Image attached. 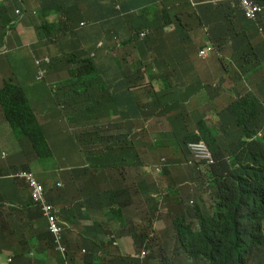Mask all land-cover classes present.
<instances>
[{
  "label": "crops",
  "instance_id": "1",
  "mask_svg": "<svg viewBox=\"0 0 264 264\" xmlns=\"http://www.w3.org/2000/svg\"><path fill=\"white\" fill-rule=\"evenodd\" d=\"M203 1L216 3L219 0H0V4L7 6L8 15L13 17L14 23V28L7 31L4 45L1 47L5 49L0 53L1 83L4 79L12 77L25 86L31 105L38 116L33 123L39 128L44 127L50 144L53 140L62 144L55 152L56 155L68 156V160H71L67 167L57 169L62 171L57 177V185L60 182L64 185L65 181L64 186L74 190V194L69 196L65 203L63 198L57 197V202H61L62 206L67 207L76 201H89L90 195L84 188L92 192L100 191L108 184L105 179L111 176L112 171L118 172V168L110 167L109 163L98 161L97 153L105 147H97L93 144L87 147L77 144L67 146L63 144L65 139L74 138L75 131L80 130H86L92 139L111 135L110 138L126 136L129 135L128 124L137 129L149 123L146 111L153 102L141 98L137 92L130 89L129 76L137 75V71L125 66L122 58L127 56L123 50L116 49L120 41L114 39L125 38L129 27L135 28L134 23L140 32H149L156 25L163 26L172 40L169 41V49L163 51L160 57L175 59L177 58L174 47L175 37L179 36L176 27L185 26V21L190 18L193 7ZM19 8L24 12L21 18L16 13V9ZM51 11L65 14L67 22L81 40L83 47L76 59L87 58L93 53L95 60L87 66L80 67L49 65L44 80L39 81L36 78L38 68L35 60L41 55L35 48L33 23ZM0 25H3L1 21ZM163 48V39L159 38L158 49L162 51ZM200 71L199 64L196 66V73ZM190 94L191 91H187V95ZM158 95L163 100L161 103L163 113L168 116L173 113L172 108H174L165 110L169 103L168 99H171L170 103L176 106L179 103L177 95L182 96L183 93L171 88L158 90ZM128 102L130 107L127 105ZM74 116L78 121L71 120ZM116 118H121L124 124H116L114 122ZM70 122H86V124L71 125ZM231 124L233 130L235 122ZM10 139H14L13 130L5 120L0 107V141ZM101 141L103 142V139ZM21 161L19 152L13 161L0 160L2 173L0 176V264H32L33 262L32 258L22 261L15 252V242L27 233L24 223L16 222L9 212L10 206L22 202L21 197L24 200L28 199L31 191L26 180L19 178L20 180L17 179L15 182L4 173L3 169L7 166L15 168ZM53 161H50L51 168L33 167L35 162H32L31 169L37 175L43 176L46 181L45 175H50L52 168H58L57 163ZM76 165L82 169L69 172L70 175L67 176L64 170ZM108 189L110 188L103 190ZM14 200L18 202H13ZM27 204L28 202L23 205ZM92 204L105 221L109 219L110 223L117 222L115 233L118 243L110 244L106 254H103L101 249L98 254L110 258L111 253H132L135 249L134 240L126 227L121 225L120 217L113 216L108 209H102L96 200ZM123 216L127 217L125 212ZM82 234L81 231L74 233L75 238L83 240ZM97 262L112 264L107 259ZM74 263L82 264L78 258Z\"/></svg>",
  "mask_w": 264,
  "mask_h": 264
},
{
  "label": "trees",
  "instance_id": "2",
  "mask_svg": "<svg viewBox=\"0 0 264 264\" xmlns=\"http://www.w3.org/2000/svg\"><path fill=\"white\" fill-rule=\"evenodd\" d=\"M233 9L234 13L241 18L244 28L255 35L258 31L257 22L246 18L237 3ZM205 14L207 16H204ZM191 16L196 22H208L212 17V12L206 10L204 5H198L193 7ZM260 23L264 25L262 19ZM41 30V27L36 29L37 37H40ZM0 90H2L0 102L3 103L5 109L1 105L0 107L7 123L9 124V118L21 135H28L36 145H42L41 131L35 130L39 126L33 123L35 118L26 104L22 91L14 86L13 78L4 79ZM170 101L171 99H168L169 103L165 110L175 107L174 103H170ZM241 103L246 104L253 114L244 117L238 106H235L234 116L231 113V119L235 118L236 120L235 125L232 132L223 135L228 144L226 149L228 156L221 165L214 166L217 182L207 186L210 200L205 204L196 203L187 212L178 214L174 218L173 230L168 237H164L163 233L148 225L139 228L129 218L127 222L122 212L123 208L130 204L127 188L93 192L100 205L115 207L109 213L120 217L121 224L128 227L136 249L142 248L144 244H147L151 249L146 264H160L159 259L166 253L174 251L182 254L184 258L187 256L184 259V264H250L251 255L264 247L262 231L264 224V107L253 99H245ZM176 120H179L181 124L175 126ZM165 122L176 127L178 131L184 132V142L205 138V133L214 135L209 131L206 121H204L205 126L200 122L193 125L190 117L183 112L169 114L166 116ZM185 122L188 123L185 124ZM248 125H250V131L247 133ZM216 129L218 128L216 127ZM253 130L257 131L256 135ZM237 132H246L247 134H241V139L233 141V134ZM76 136H80V134L77 133ZM111 136L103 138L106 148L101 150L97 159L101 163H109L111 167L118 168L121 156L115 151L114 146L107 144ZM248 136L251 137L244 138ZM127 144L128 141L124 146ZM72 145L74 144L72 143ZM208 145L212 152L221 147L219 140H212L208 142ZM227 154L217 157L218 160L219 158L223 159ZM53 155V150H50L39 158L49 160L53 159ZM198 171L211 178L210 168H200ZM9 173L6 174L9 175ZM0 176H2L1 172ZM10 178L15 182L19 179ZM46 198L48 202L54 203L55 191L47 188ZM21 200L22 202L10 206L9 210L12 216L15 213L24 219V229L27 233L14 244L19 259L26 261L29 260L28 258H32V264H75L77 253L74 243L66 237L59 243L48 229L38 227L37 212L31 193L28 199L24 200L21 197ZM213 200L221 201L226 212L209 218L208 203ZM13 202H18V200ZM26 202L28 204L24 206L23 204ZM63 213L64 215L60 214L65 220H72L66 210ZM150 215V210H147L142 221H151ZM189 215L190 218H188ZM102 227L101 224L98 227L91 226L83 232V241L87 250L79 258L82 264L97 262L98 250L104 246L101 235L106 233ZM90 234L94 236L90 237ZM110 255L120 264H141L139 259L132 256L121 253H111ZM189 256L192 259H189Z\"/></svg>",
  "mask_w": 264,
  "mask_h": 264
},
{
  "label": "rangeland",
  "instance_id": "3",
  "mask_svg": "<svg viewBox=\"0 0 264 264\" xmlns=\"http://www.w3.org/2000/svg\"><path fill=\"white\" fill-rule=\"evenodd\" d=\"M187 19L191 23L190 29L193 37L179 43L178 51L180 55L194 54L199 45L204 41L202 29L196 25L195 20L192 18ZM133 26L135 27L134 34L137 35L138 29L136 23ZM160 29L159 27H154L151 30L150 36L146 39L141 40L137 38V47L132 44L123 47V51L129 56V61L127 62H134L139 67L145 68L146 74L144 77L139 78L133 84L134 86H139L134 91L141 98L153 103L149 105V109L146 111L149 123L137 129L135 126L128 124L127 131L132 137L127 139L128 144L126 146L122 145L117 148V152L121 156L123 164H126L131 152L135 149L134 144H136L137 150L142 155V165L139 169H130L128 167L122 170V173L112 171L111 176L105 179L108 184L104 185L102 189L110 188V190H113L121 182L123 186H128L131 190V196L129 206L127 205L125 207L127 217L139 228L143 225H148L163 233L164 237H168L172 233L173 221L178 214L187 212L196 203L205 204L210 200V192L207 186L209 184L214 185L217 182L214 166L221 165L227 159L228 154L222 160L208 165L211 178L206 177L205 173H199L198 170L205 168L207 165L203 163L200 168H196V165L193 164L194 159L192 154L187 150L184 143V132L178 131L176 127H172L165 122L166 115L161 108L163 100L158 95V90H163L165 87L171 86L174 90L182 92V96L177 95L179 103L172 108V111L185 113L190 117L193 125L197 122V117L201 116H205L210 124L217 123V114L219 112L221 116H225L226 118L230 117L231 113L228 110L229 103L240 107L242 115L248 117L253 112L249 111L246 104L238 102L234 98L250 88L257 93V99L264 104V52L260 53L259 57L254 54L252 60L258 65L259 71L249 77H242L232 69L234 60L231 58V50L228 46L222 50L224 57L221 60L227 69L222 68L218 56L213 55L202 62L200 73L195 74L193 73L194 65L191 58H179L176 60L177 64L174 65L171 59L155 58L154 54L149 53V50L154 44L157 43L158 46L159 38H162L163 45H166L168 37L161 33ZM262 33L264 34V31ZM261 40H263L262 34L255 35L254 41L256 43ZM131 55L135 56L130 58ZM197 59L200 58L197 56ZM199 81L204 83L202 87L199 85ZM189 90L191 91L190 96L187 95V91ZM0 95H2V90H0ZM71 120L78 121V118L74 116L71 117ZM187 123L185 122V124ZM174 124L178 126L181 123L179 120H176ZM232 126V124L225 125L223 130L228 131ZM43 129L44 127H37L35 130L43 131ZM246 129L248 133L250 131V125ZM80 132L82 131H79L80 136L77 140L68 138L65 140V145L74 146L76 142L80 145H86L87 142L92 141L90 137H87L86 134L82 135ZM247 133L237 132L233 134V141L241 139L240 135ZM156 135L162 136L157 137ZM214 135L206 133L205 140L210 142L212 140L223 139L221 135ZM13 136L14 139L0 141V160L13 161L17 158L20 145L14 132ZM196 141L193 139L191 143H195ZM51 146L53 153L61 147L57 140H53ZM195 149L197 148L195 147ZM2 153H4L3 157ZM162 157H165L167 160L164 171L161 173L150 171L149 168H152ZM30 162H35L33 167H52L51 162L46 160H30ZM58 163V168H52L50 175H45L46 181L43 179V176L37 175L34 172L46 187H56L57 177L62 172L57 169L61 167L65 168L69 165L61 156L59 157ZM22 168L31 169V165L27 163L25 166L24 164H19L15 168L13 166H7L3 169L4 173H8ZM64 172L68 176L71 171L70 169H65ZM61 178L64 181L63 177ZM64 185L58 187H60L59 190H64L60 198H63L64 202H66L69 196L74 194V190L72 188H66ZM170 188L175 189L176 192L173 190L169 192ZM76 205L77 203L74 204V206ZM86 210H89V208H86ZM147 210H150L151 215L149 219L151 221H142V217ZM12 217L19 223L24 222V219L15 213ZM95 217L98 220L105 221L98 212ZM190 217L189 215L188 218ZM60 219L63 220L61 217ZM82 222H85V220H82L73 229L65 228V237L74 243L76 251L80 250L81 253H79V256L84 253L81 249L85 244L81 239L75 238L74 233L77 229L82 230L83 226L81 224H84ZM115 225L114 223L108 226L106 224V230L108 232H116L117 227ZM262 231L264 233V224ZM141 249L147 250L146 257L142 259V263L146 264L147 257L151 254V249L147 244H144ZM185 258L182 254L174 251L166 253L158 262L160 264H184ZM189 259H192L191 256H189ZM249 263L264 264V247L251 255Z\"/></svg>",
  "mask_w": 264,
  "mask_h": 264
},
{
  "label": "clouds",
  "instance_id": "4",
  "mask_svg": "<svg viewBox=\"0 0 264 264\" xmlns=\"http://www.w3.org/2000/svg\"><path fill=\"white\" fill-rule=\"evenodd\" d=\"M253 1L260 4L263 8L257 19H251V18H248L246 16L244 9L241 6L242 0H219L216 3L210 2V1L200 2L196 6L204 5L206 10L212 12V17L208 22H196L195 21L196 25L202 29V36H203V40H204L203 43L201 45H199L196 52L194 54H190V55H187V54L180 55L179 51H178L179 43L193 37L192 33H191V29H190L191 23L187 19L185 21V26H177L176 27V32L179 35V36L175 37L176 43L174 45L175 51H176L175 54L177 55V58L172 59V58L160 57L163 54L162 53L163 51L169 49V46H170L169 41H171L172 38L166 33L165 28L163 26H159V25H156L155 27L161 28L160 29L161 33H163L164 35H167V37H168L166 45H164L163 50L160 51L158 49V46L156 43L151 47V49L149 50V53L154 54L155 58L171 59V60H173L174 65L177 64L176 60H178L179 58H183V59L191 58L193 61V65H194L193 73L199 74V73H196V66L199 64L201 66L202 62L205 59H208L209 57H211L213 55H217L221 67L224 69H227L226 67H224L221 60L224 57L222 50L228 46L231 50V58H232V60H234V64L232 66V69L242 77H249L252 74L259 71L258 65L256 64V62L254 60H252L254 54L257 57H259L260 53L264 52V34L262 33V31H264V25L260 23L261 19L264 21V0H260V1L259 0H253ZM236 3H237V6L243 10L246 18H248L249 20L257 22L258 31L255 35L262 34L263 40L256 43L254 41L255 35H252L247 29L244 28V24L241 23V18L234 13L233 6ZM8 11L9 10H8L7 6H5L4 4H0V21L3 23V25H0V53L5 51V49L1 48V47L4 45V39H5V36L7 34V31L14 28L13 17L8 15ZM16 13L18 14V16L20 18L24 16L23 9H21V8L16 9ZM223 14H225V15H223ZM204 16H207V14H205ZM190 18L195 20L191 16V13H190ZM206 26H208V28H206ZM38 27L42 28V30L40 32V37H37L36 29ZM33 29L35 32V48H36L37 53H39L41 55V57H39L35 60V63H36L37 68H38L37 76H36L37 80H39V81L44 80L45 76L47 75L49 65L57 64V65L66 66V67H80V66H87L88 64L94 62L95 59L93 57V55H94L93 53H91L87 58L76 59L77 55L82 50L83 45H82V42L79 39L77 33L75 32L74 28L71 26V24H69L67 22L65 14H63L62 12L51 11L47 15L37 19L33 23ZM134 32H135V28L131 29L129 27L128 34L125 38L120 37L118 39H114L115 41H117V40L120 41V45L116 49L117 50H119V49L123 50V47L125 45H128V44H132V45L137 47V38H139L141 40L146 39L150 36V33H151V31H149V32L138 31L137 35H135ZM152 41L155 42V40H153V39H152ZM197 56L200 59H197ZM130 58H132V57H130ZM228 58H230V57H228ZM122 61L125 64V66H127L128 68H134L137 71V75L135 74L133 76H131V75L129 76L130 89H132V91L135 92L134 90L136 88H138L139 86H134L133 84L139 78L144 77V75L146 74L145 68L139 67L137 65V63L127 62V61H129V56L122 58ZM1 77H2V65L0 62V86L3 84V82L1 83ZM13 80H14V86L18 87L22 91V94L25 98L26 104H27L29 110L31 111L32 115L36 119L38 116H37L33 106L31 105V102L29 100L25 86L22 85L20 82L16 81L14 78H13ZM199 85L202 87L204 85V83L199 81ZM171 88H172L171 86H167L164 89L170 90ZM256 94H257L256 92H254L250 88H248L244 93L237 95L234 98V100H236L238 102H242L245 99H253L256 102H258L260 106L264 107V104L257 99ZM0 105L4 108L2 102H0ZM127 105H128V107H130L129 102L127 103ZM228 110L234 116V111L236 110L235 105L229 103L228 104ZM217 117H218L217 123L210 124V122L207 120V118L205 116L197 117V122H200L204 125V121H206V123L208 124L209 131L213 132L216 135L218 134V135L223 136L229 132H232V128L228 131H224L223 127L225 125L231 124V122H236L235 118H233V120L231 119V116L226 118L225 116H221L220 112L217 114ZM8 121H9V126L11 127L13 132L15 133L17 140L19 142V145H20L19 153L21 155V160H22L20 164H22V165L24 164V166H25L26 163L27 164L31 163L30 160L38 161L39 157L42 154H44L50 150H53L52 146H51V144H50V142L46 136L44 129H43V131H41V136L43 138V144L42 145H36L35 142L33 141V139H31L28 135H25V136L21 135L19 133V131L11 123L9 118H8ZM114 122L116 124H119V125L124 124V121L121 118H116L114 120ZM70 124L71 125H78V124L79 125H85L86 122H76V123L70 122ZM216 127L218 129H216ZM80 131H82V132H80V133H82V135L86 134V136L89 137L86 130H80ZM77 133H79V131L78 132L75 131V134H77ZM256 133H255V135H256ZM128 134L130 136L129 135L114 136V137L110 138V140L107 144L110 146H114L115 151L117 152V148L124 145L126 143L127 139L132 137L130 133H128ZM250 137L251 136L244 137V138H250ZM78 138H79V136H75L74 138H71V139L77 140ZM102 139L103 138L92 139V141L87 142L86 145H80L77 142L75 144H77L79 146H84V147H87L89 144H93L97 147H105L106 148V144H104L101 141ZM65 140L63 141V144H65ZM218 140H219V144L221 147H219V149H214L213 152L211 151V149L208 145V142L205 140V138H201V139L197 140L195 143H191V140L184 142L187 150L192 154V157L194 159L193 164L196 165V168H200L203 163L207 165L206 167H208V165H212L214 162L218 161L217 157H220L224 154H227L226 149L228 148V144H227L226 139L223 137V139H218ZM60 145H62V144H60ZM134 146H135V149L133 152H131L129 160L126 164H123L122 158L120 159V166L118 167V172L122 173V170H124L128 167L130 169H139L141 167L142 155L137 150L136 144H134ZM27 147H28V149H27ZM195 147L197 149H195ZM100 153H101V151H99L97 153V155ZM53 154H54L53 155L54 161H53V159H49L46 161L56 162L57 165L59 166L58 160H59L60 156L56 155L55 152ZM3 155H4V153H3ZM55 157H56V159H55ZM61 158L65 159L66 163H68L70 165L71 161L68 160V158H69L68 156H61ZM190 163H191V161H190ZM166 164H167L166 158L162 157L156 164H154L152 166V168H149V170L161 173L164 171V167ZM112 168H116V167H112ZM79 169H82V168H80L79 166L76 165V166H73V168H70V171L75 172L76 170H79ZM21 170H28V171L33 172L30 168H22L20 170L15 171V172H10L8 176L14 177V178H20L22 180H26L24 177H20L17 175V173L20 172ZM123 178H124V176H123ZM126 180H127V177H126ZM43 186H44V191H45V194H44L45 203L52 205L53 213L56 215L58 223L62 227V237L60 238V243H61V240L63 238H65V231H66L65 228L66 229H68V228L73 229L76 225L80 224V222L82 220H85V222H82L84 224H81L83 226L82 230L77 229L76 231L85 232L88 227H91V226H97L98 227L99 224L103 225L102 229L106 232L104 235H101V237L104 241V246L100 249L102 250L103 254L107 253L108 247L110 244H117L118 243L116 233L115 232H108L106 230V228H107L106 224L108 226L112 223L117 224V222L113 221L110 223L109 219H106V221L96 219L95 216H97V210H96L95 206L92 204V202L96 199H95V196H94L92 191L88 190L85 187L84 189L87 190L89 195H90L89 201H76V202H74V203H72L66 207V206H62L61 202H57V197H61L63 195V192H64V190H59L60 187H58V186H63L61 182L58 185H56V187H46L45 184H43ZM47 188H50V189L55 191V202L54 203L51 201L50 202L47 201V198H46ZM117 188H127L129 190V195L131 193L130 188L128 186H123L122 182L120 184H118L115 189H117ZM109 190H103L101 188V190L99 192H106ZM171 190H173L175 192V189H171V188L169 189V192ZM30 191H31V189H30ZM148 195L150 196V194H148ZM151 199H153V198H151ZM76 203H77V205L74 206V204H76ZM33 204H34V208L37 212L36 217H37L38 227L40 229L46 228L51 232V230L49 228L48 217H47L48 214L44 208V204L41 202H36L34 200H33ZM100 206L102 209H108L109 212H111V210L113 208H115L114 206L113 207H106V206H102V205H100ZM125 207L123 208L122 212H125V214H126ZM86 208H89V210H86ZM64 210L67 211V215L72 217V220H65L61 216L60 213H63ZM72 212H74V214H72ZM224 212H226V208L221 201H219V200L209 201V203H208V213H209L208 216H209V218H213V217H215L221 213H224ZM104 216L106 217V215H104ZM126 216H127V214H126ZM60 217L63 218V220H61ZM126 220L128 222V217H126ZM126 229L129 233V235L132 237V235L129 232L128 227H126ZM52 234L54 237H57L54 233H52ZM93 236H94L93 234H90V237H93ZM140 249L141 248L136 249V247H135V249L133 250L132 253L123 254V255L132 256L136 259H139L140 263L143 264L142 259H144L146 257L147 250L146 249L140 250ZM86 250H87L86 246H84L81 249V251H83L84 253L86 252ZM99 250H98V252H99ZM110 251L116 252L115 250H112V249H110ZM79 253H81L80 250L77 251V258L78 259L80 258V256H82V254L79 256ZM114 254H118V253H114ZM104 259L109 260L112 264H120L117 261H115L114 259H112L111 257L109 258V257L102 256V255L98 254L97 261H101ZM148 263H151V262L148 261ZM95 264H102V263L96 262ZM107 264H110V263H107Z\"/></svg>",
  "mask_w": 264,
  "mask_h": 264
},
{
  "label": "built area",
  "instance_id": "5",
  "mask_svg": "<svg viewBox=\"0 0 264 264\" xmlns=\"http://www.w3.org/2000/svg\"><path fill=\"white\" fill-rule=\"evenodd\" d=\"M241 6L248 18L257 19L260 12L262 11V6L253 0H242ZM18 176L24 177L31 189L32 199L36 202H41L44 204V208L48 214L49 228L52 233L57 237L60 243V238L62 237V227L59 225L56 215L53 213V207L50 204L45 203V191L43 184L37 179L35 173L28 170H21L17 173ZM62 249H64L61 246Z\"/></svg>",
  "mask_w": 264,
  "mask_h": 264
}]
</instances>
